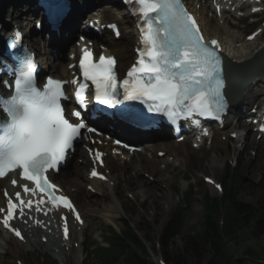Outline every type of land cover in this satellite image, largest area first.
Returning a JSON list of instances; mask_svg holds the SVG:
<instances>
[{
    "label": "snow or ice",
    "instance_id": "snow-or-ice-1",
    "mask_svg": "<svg viewBox=\"0 0 264 264\" xmlns=\"http://www.w3.org/2000/svg\"><path fill=\"white\" fill-rule=\"evenodd\" d=\"M125 2L140 25L138 59L121 77L114 56L101 55L96 61L92 50L83 48L79 67L84 80L95 85V99L109 106L122 103L119 97L139 99L153 102L150 111L167 112L170 117L186 113L187 116L199 114L219 119V114L227 109L228 100L219 55L210 47V44L218 47V41L212 40L210 44L205 41L197 20L183 0ZM21 36L18 30L14 33L12 48L18 46ZM20 59L21 66L12 69L13 82L4 81L12 94L0 93V111L7 117L0 118V178L8 172L22 170V176L34 181L42 191L55 189L57 186L50 183L45 173L56 169L66 158L82 129L89 132L96 129L85 123L80 110H71L70 115L76 122L65 115L61 103L68 99L65 85L77 81L49 77L42 88L38 87L32 54L29 52ZM87 87V83H79L75 92L82 108L86 106L84 94ZM92 174L99 175L95 170ZM12 183L15 185L17 181ZM215 187L220 188V185ZM24 189L29 191L26 184ZM16 196L19 197L20 193L17 192ZM52 199L61 201L64 208L74 212L79 220L80 215L67 195H53ZM28 203L30 206L31 202ZM17 207L9 199V212L3 220L5 226H9ZM10 230L24 239L19 229ZM64 233L67 237V224Z\"/></svg>",
    "mask_w": 264,
    "mask_h": 264
},
{
    "label": "rangeland",
    "instance_id": "rangeland-1",
    "mask_svg": "<svg viewBox=\"0 0 264 264\" xmlns=\"http://www.w3.org/2000/svg\"><path fill=\"white\" fill-rule=\"evenodd\" d=\"M193 1V6L196 8L199 7V4L196 2H200L201 9L199 12L202 15L203 24L209 33L219 34L224 39L225 43L232 47L236 46V48L239 49V53L245 54L249 51V48H243L245 47L243 40L245 39L246 33L255 29L254 25H250L251 19H239L236 16H229L226 17L230 22L229 25L226 22L224 24L223 20L212 18V12L207 1ZM13 3L14 5L17 4V0H13ZM98 4L101 7L108 6L109 12L107 14L109 16L112 15L119 20L121 19L120 11L113 3L101 0ZM8 13L7 17H10L12 15L11 13H14V7L12 5H10ZM33 22L34 21H31V24L29 23L27 25L24 23V25L32 27ZM217 27L221 28V33H218ZM128 30L130 31V28H128ZM128 30L127 33L130 34ZM115 44L114 46L116 48H120L122 45L127 47L128 45L127 49L130 51L132 41L126 39ZM116 53L120 59V51L117 50ZM128 55L129 58L124 61V66H126L132 58L131 51ZM240 122L241 120L239 123ZM233 124L235 125V121H233ZM236 130L239 136L235 140L228 141V153H225L223 157H220V154L221 151L224 153L225 150L221 149V147L214 149L212 145L208 147V143H205L201 149L193 148L188 142H184L179 146L172 145V147H169L171 149L170 155L161 158L156 157L155 145H153L156 143L150 144L151 146L147 145V151L143 153L145 158L151 159L152 161L154 160L157 169L166 170L167 168L168 172L161 179H158L153 175L154 173L149 167H143L142 170L136 171V173L132 171V174L129 173L126 175L133 177L138 187L131 189L125 188L122 182H120L122 187L119 186V190L118 188L116 189L114 181L117 173L111 172L112 168L117 164L123 165L126 161L112 156L107 157V165L105 168L109 171L110 181L108 183L112 182L113 184L107 183V187L105 186L108 188L107 191H104L105 200L98 194H89L87 196L83 194L82 196L81 190L85 189L82 182H80L77 194L75 190H73V186L65 185V187L63 185L76 196V203L79 205L86 221L84 238L93 235L98 241L100 240L101 232L105 230L106 222L103 220L98 210L101 207L112 205L115 210L119 212V216L113 221V226L117 229L122 228L120 219L123 218L131 220L136 228H138L139 224L146 228H151L149 224H152V231L148 230L147 233H142V236L143 238H149V241L144 239L149 248L156 246V253L152 250L150 251L154 260L158 261L160 254H165V249H163L162 245L160 246L159 243L167 224L166 222L169 220L170 214L174 213L179 206L184 193H187L190 207L185 212L181 232L174 238L168 251L175 252L178 249H183L185 238L190 234L193 235L197 233L201 229L204 217L203 196L206 195L207 192H209L211 196H219L213 188L209 187L204 182L202 174L211 175L220 180L226 174V164L228 161L232 160L233 164V161L237 158V165L239 166L237 177L232 185L231 183H227L225 189L227 191L233 186L237 191V200L256 203L259 207V211L264 212V139L258 140L254 135L250 137L249 134H247L246 143L248 146L246 145L244 149L245 139L242 137L243 129L241 124L240 127H236ZM165 144H167V142H165ZM187 151L188 153H186ZM241 157L242 161L240 162ZM76 158L78 159L74 160ZM135 160L136 157L132 156L130 162H134ZM80 161L81 157L78 154L75 158L71 159L67 167L63 169L59 175L68 174L75 164L81 165ZM198 162H200V164ZM127 163H129V161ZM79 169L84 172L83 168ZM89 197L95 199V207H82L79 200H85ZM170 207H172L171 210ZM129 213H133V215L131 216ZM257 214L249 216V222L245 226L239 228L233 237L228 240L229 251L237 260L241 261L240 264H258V262H263L264 230L257 235L253 234L254 225L256 224L255 217L257 218ZM160 228L162 229L160 230ZM77 236L80 235H75V240ZM251 250L258 256L251 257L248 254ZM67 253L69 254L71 252ZM44 254L46 255L45 257L49 256L51 258H56L59 264H82L85 260L81 252L75 254L70 261L67 259L61 260L55 252L49 253L47 251V245L44 244L35 247H21L18 252L12 253L7 250L5 240L0 238V264H18L16 258L25 261L26 264H42L40 257L44 256ZM206 258L208 259L209 255H207Z\"/></svg>",
    "mask_w": 264,
    "mask_h": 264
},
{
    "label": "trees",
    "instance_id": "trees-1",
    "mask_svg": "<svg viewBox=\"0 0 264 264\" xmlns=\"http://www.w3.org/2000/svg\"><path fill=\"white\" fill-rule=\"evenodd\" d=\"M222 202L218 200L205 202V218L201 229L185 238L184 248L175 252H166L165 259L170 264H240L229 251L228 240L245 226L249 216L257 214L253 234L257 235L264 230V212L259 211L255 203H240L231 195L227 196L224 213V229H221L219 220L222 213ZM182 209L176 212L169 222L165 234L164 249H168L173 238L179 234L183 224ZM108 241L110 248L99 247L96 256L99 264H114L122 259V264H157L150 256L147 247L142 243L134 229L125 223V230L120 234L111 229ZM248 254L258 256L253 250ZM206 255L210 258L206 261ZM263 262L258 264H264ZM54 264V263H50Z\"/></svg>",
    "mask_w": 264,
    "mask_h": 264
},
{
    "label": "bare ground",
    "instance_id": "bare-ground-1",
    "mask_svg": "<svg viewBox=\"0 0 264 264\" xmlns=\"http://www.w3.org/2000/svg\"><path fill=\"white\" fill-rule=\"evenodd\" d=\"M10 2H12V0H10ZM23 2H24V0L22 1V3H17L15 5H13L14 13L11 15V17L14 20V22H17V23L21 22L24 25V23L29 24L33 18L28 17L25 20H23L24 12L21 10V8L24 7L23 4L25 5V2L24 3ZM81 2L82 1H79V2H76L74 4V6H75L74 10L75 11H77V12L79 11L78 7H79V3H81ZM93 3L95 4L96 2L93 1ZM4 10L6 11V8H4ZM90 13H92V12H90ZM1 14H2V11L0 12V16H1ZM91 15H95V13H92ZM0 21H1V18H0ZM122 21L126 25L129 23V20L126 17H122ZM7 26L8 25H6V24H4V26H0V36L4 33V31L5 32L7 31V29H6ZM62 31H63V38H60L59 34L57 33L56 36H54L55 39L57 41L70 42L72 40L73 36H72V33L69 31L68 24L63 27ZM68 33H70V36H68ZM0 43H1V37H0ZM36 43H37V48L39 49L38 52L41 55H43V53L47 54L43 45L42 46L40 45L41 44L40 39H37ZM50 48L53 50L55 48V46L51 45ZM113 49H110L109 52L114 53L115 49L114 50ZM119 51L121 52V56H120V65L118 64V67L120 66V68H122L124 61L128 59V49L126 46L122 45V46H120ZM61 53H62V51H61ZM231 57L233 58L234 61L241 62L245 58H247L248 56L236 55V54L232 53ZM65 64L66 63H64L63 61H59L57 64L56 70L57 71L62 70L63 73H67ZM257 88H263L264 89V82L260 79L257 80L255 78L254 81H251V82L245 84L243 87L242 95L237 100V102L232 106L231 113L237 115L240 112H242L243 110H245L248 106H250L253 103V101L256 100V98L260 94V92L256 91ZM230 126H231V123L229 122V118H227L223 130H220L218 128L214 129L212 140L215 143V146H220V147L226 146L225 141L221 140V136L234 131V130L233 131L231 130ZM124 136H125V138H127L131 141H136L139 139L138 137L133 136L131 133H129V131H128V133H124ZM153 137L158 139L161 136H155L154 135ZM156 145H157V150H159L162 147L163 149H167V151H169L167 145H165L163 142H159ZM247 146H248V144H247ZM186 153H188V151ZM135 155H136V160L134 162L125 163L124 165H118L117 164L115 167H113L112 173H117L115 176V185H116L115 188L116 189L118 188V190H119V186L122 187L120 182H122L123 186L127 189L138 187V184L136 183L134 178L131 177L130 175L128 176L126 174H129V173L132 174V171H134L136 173V171L142 170L143 167H146V168L149 167L151 169V171L154 173L153 175L156 176V178H158V179H161L168 172L167 169L166 170L165 169L164 170L157 169L156 164L154 163V160L152 161L151 159H146L142 152H136ZM198 163L200 164V162H198ZM89 165H90V161L86 157L82 161V166L87 167ZM83 167L77 166V165L74 166L70 170V172H68V174H66V175L60 174L58 177H56V181L62 186L63 185L73 186L75 193L77 194V192L79 191L78 188H79L80 182L82 180H84L88 184L91 185V187H92V189H94V191H99L100 196L102 197L103 200H105L104 191L108 190V188H106L107 186L105 187V184H103V182H100L97 180H88L86 178V174H83V172L79 169V168H83ZM4 184H5V181H0V187L4 186ZM123 188H122V190H123ZM87 192H88L87 190H83V191L81 190L82 196H83V194H85ZM79 201H80L82 207H84V208L90 207V206L95 207V205H96V201H95V199H93V197H91V198L89 197L85 200L82 199ZM0 205H1V197H0ZM171 209H172V207H170V210ZM100 212L110 222H113L114 219L119 216V212L117 210H115V208L112 205L106 206L104 209H101ZM70 227H73V225H71ZM47 228L51 229L53 232L55 231V225H54L53 220L50 221V225ZM162 228H160V230ZM29 232H30V234H32L27 239V244L29 246L39 245V242L37 241V236L39 233L41 234V236L39 238H41L42 236H47V234L45 232H42L39 229H32ZM48 237H49V241H50L49 245L55 246L57 248H59L61 246L60 241L53 234L48 235ZM5 238L7 239L6 240L7 241L6 248L8 251L15 253V252H18L15 250L21 249L22 245H21V243H19V241L13 240V237H11L10 235H7V234H6ZM64 245H66V243H64L63 246ZM58 253L61 254L62 257H64V255L62 254V251H59Z\"/></svg>",
    "mask_w": 264,
    "mask_h": 264
}]
</instances>
